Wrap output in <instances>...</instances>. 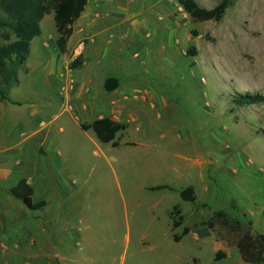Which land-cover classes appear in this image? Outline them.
<instances>
[{
	"label": "rangeland",
	"instance_id": "374dc122",
	"mask_svg": "<svg viewBox=\"0 0 264 264\" xmlns=\"http://www.w3.org/2000/svg\"><path fill=\"white\" fill-rule=\"evenodd\" d=\"M40 26L0 100V264H246L207 228L173 236L219 211L264 234V101L237 102L264 96V0H232L221 22L175 0H88L66 53L54 12ZM103 117L127 126L117 147L82 128ZM21 179L44 210L12 195Z\"/></svg>",
	"mask_w": 264,
	"mask_h": 264
},
{
	"label": "trees",
	"instance_id": "16d2710c",
	"mask_svg": "<svg viewBox=\"0 0 264 264\" xmlns=\"http://www.w3.org/2000/svg\"><path fill=\"white\" fill-rule=\"evenodd\" d=\"M187 15L195 22H221L232 0H222L212 9L201 6L196 0H175ZM88 0H0V100L7 101L8 91L17 82L20 69L28 60L31 42L41 35V22L46 14L54 12V22L58 33L56 46L61 53H66L69 40L74 33V23L84 13ZM82 64V58L76 59L71 68ZM119 81L115 77L107 79L105 89L109 92L118 88ZM264 96L248 94L237 100L239 104L248 105L263 102ZM84 130H92L97 140L103 144L111 143L114 147L119 132L124 131L126 124L110 117H103L91 124L83 125ZM171 189L168 185L151 187V191ZM30 211L44 210L47 201L35 202L34 188L26 179H21L11 191ZM183 201L195 203L197 196L193 187H187L180 192ZM173 230L181 227L185 217L181 215L180 206L172 211ZM207 228L218 233L229 246L237 248L241 259L246 264L264 263V234L254 233L253 224L249 220H241L223 211L217 212L211 218H205L193 212L188 224L181 234H175L173 239L180 242L191 231ZM224 257L223 253L216 255V260ZM193 264H200L194 259Z\"/></svg>",
	"mask_w": 264,
	"mask_h": 264
},
{
	"label": "built area",
	"instance_id": "2783aa9c",
	"mask_svg": "<svg viewBox=\"0 0 264 264\" xmlns=\"http://www.w3.org/2000/svg\"><path fill=\"white\" fill-rule=\"evenodd\" d=\"M80 50H81V47H79V48L76 50V52H80Z\"/></svg>",
	"mask_w": 264,
	"mask_h": 264
},
{
	"label": "crops",
	"instance_id": "0c3cea01",
	"mask_svg": "<svg viewBox=\"0 0 264 264\" xmlns=\"http://www.w3.org/2000/svg\"><path fill=\"white\" fill-rule=\"evenodd\" d=\"M79 19H80V18H79ZM73 35H74V33H73ZM73 35H72V37H73ZM72 37H71V39H72ZM71 39H70V40H71ZM70 40H69V42H70ZM68 44H69V43H68ZM116 121H117V120H116ZM33 199H34V197H33ZM240 257H241V256H240ZM242 261H243V260H242Z\"/></svg>",
	"mask_w": 264,
	"mask_h": 264
}]
</instances>
